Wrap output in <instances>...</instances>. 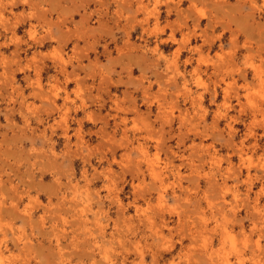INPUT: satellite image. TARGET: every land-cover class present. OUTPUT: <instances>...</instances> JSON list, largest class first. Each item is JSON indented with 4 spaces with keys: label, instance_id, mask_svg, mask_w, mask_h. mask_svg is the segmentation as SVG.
<instances>
[{
    "label": "rangeland",
    "instance_id": "obj_1",
    "mask_svg": "<svg viewBox=\"0 0 264 264\" xmlns=\"http://www.w3.org/2000/svg\"><path fill=\"white\" fill-rule=\"evenodd\" d=\"M0 253L264 264V0H0Z\"/></svg>",
    "mask_w": 264,
    "mask_h": 264
},
{
    "label": "bare ground",
    "instance_id": "obj_2",
    "mask_svg": "<svg viewBox=\"0 0 264 264\" xmlns=\"http://www.w3.org/2000/svg\"><path fill=\"white\" fill-rule=\"evenodd\" d=\"M176 66V65H175ZM175 68V67H174ZM178 71V70H177ZM178 73V72H177ZM184 86V85H183ZM54 103V102H53ZM1 254V253H0ZM5 255V254H4ZM4 255H3V257H4ZM2 257V256H1ZM1 257H0V259H1ZM3 259H1V261H2ZM2 262H0V264H1Z\"/></svg>",
    "mask_w": 264,
    "mask_h": 264
}]
</instances>
